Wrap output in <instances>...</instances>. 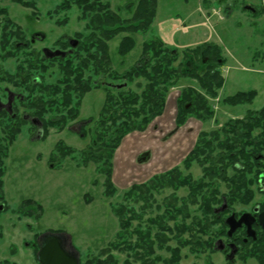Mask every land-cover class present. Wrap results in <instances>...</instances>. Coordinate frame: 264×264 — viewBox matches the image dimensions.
Returning <instances> with one entry per match:
<instances>
[{
	"label": "rangeland",
	"instance_id": "1",
	"mask_svg": "<svg viewBox=\"0 0 264 264\" xmlns=\"http://www.w3.org/2000/svg\"><path fill=\"white\" fill-rule=\"evenodd\" d=\"M102 1L110 5L112 12L118 11L123 19H128L130 14L125 6L136 0ZM59 3L60 0H0V8L14 25L12 30L7 29L9 32L18 25L23 33L27 26L24 21L26 15L32 18L38 15L41 22H47L46 13L51 15L48 25L33 27L47 33L46 44H35L25 52L21 50L19 60L23 61L30 56L29 53L39 52L42 47L55 51V42L64 37L77 41L79 45L77 37L84 38L89 33L83 30L85 24L78 21V13L75 10L59 12ZM0 21L4 27L3 19ZM122 37L119 35L108 44L111 69L118 75L133 68L143 42L152 39L160 40L178 52L202 43L218 46L223 60V66L219 68L223 82L216 98L208 99L212 118L204 123L188 119L177 126L175 116L173 124L178 129L166 140H162L159 133L146 130L126 134L112 156V179L115 170L117 184L113 179L115 193L107 196L105 174H100L99 164L87 156L93 149L96 133L99 138H115L110 130L114 127L110 121L106 119L108 122L103 127L99 125L106 92L102 88L90 89L82 98L78 118L66 127L76 129V124L88 120L89 124L77 133L67 128L59 130V126L53 125V120L48 122V119L61 116L63 111L67 113L68 108L66 110L63 105L55 110L51 97L47 95L53 87L66 91V85H61L57 58L41 64L45 66V73L42 77L39 72L34 75L42 78L41 92L47 96L44 101L46 110H41L40 117H36L47 125L44 135L41 130L35 133L30 122L21 120L22 113L27 111L35 117L38 110H24L21 106L15 123L0 115V264H38L37 240L45 233L69 236L79 255V264H260L250 256L249 247L242 249L237 246L238 251L235 250L237 253L231 259L232 250L218 251V241L226 244L227 229L217 224L211 223L209 233H197L194 220L203 222L204 218L199 204L193 205L194 201L190 200L188 187H178L173 183L168 186L167 178L164 181L150 180L176 167L180 180H200L203 167L199 163H190L188 170L182 166L199 134L216 131L227 122L244 120L247 113L254 114L264 108V0H156L153 24L145 33L132 36L135 47L124 57L117 53ZM62 49L73 55L72 60L82 54L76 48L66 46ZM4 51L0 49V54ZM2 58L4 70L13 73L16 59L6 58V55ZM112 84L120 87L122 83ZM185 86H193V83L181 79L169 90L165 98L167 111L173 103L171 96H179ZM3 88L14 91L5 80L0 81V89ZM249 91L256 94L250 104L230 106L223 103L224 99L238 92ZM165 115L168 116L167 112ZM167 118L171 120L170 115ZM190 121L196 125L190 126ZM12 124H16L17 131H2L11 128ZM261 135L260 124L252 136L260 140ZM59 145L70 148L72 153L63 157L57 150ZM217 154L218 149L207 159V168L213 166ZM259 158L264 160L263 152L257 160ZM200 161L206 162L203 158ZM104 168L107 170L106 165ZM226 174L231 178L235 172L231 168ZM220 177L209 175L204 180L212 188H204L201 192L203 197L213 190L219 196L226 193V184L219 180ZM136 179L140 183H133L139 182ZM141 184H145L143 189L126 196L132 186ZM252 191V200L248 204L232 205L231 212L241 216L264 201L257 186ZM26 201L35 204L28 205ZM36 205L41 206L39 212ZM116 209L121 212L123 224L114 213ZM141 235L145 240L138 242ZM206 242H211V246L204 249L201 245ZM148 244L152 246L150 254L145 253Z\"/></svg>",
	"mask_w": 264,
	"mask_h": 264
},
{
	"label": "trees",
	"instance_id": "2",
	"mask_svg": "<svg viewBox=\"0 0 264 264\" xmlns=\"http://www.w3.org/2000/svg\"><path fill=\"white\" fill-rule=\"evenodd\" d=\"M110 8V5L102 0H60L59 12L75 10L78 13V21L85 24L83 30L89 33L84 35V38L78 34L77 38L80 41L76 49L82 53L78 55V58L72 60V54L57 58L61 85H66L67 90L53 87L49 91L50 101L55 110L64 105L68 111L64 113L62 110L61 116L48 119V122L53 120L55 123L52 124L59 126V130L66 129V126L78 118L82 98L91 91L90 89L102 88L106 92L99 115V125L103 127L105 122L110 121L114 126L110 130L115 138H99V134L96 133L93 149L87 156L90 155L93 162L99 164L100 174H105L104 184L108 189L107 196L115 193L116 190L112 183V156L121 139L128 133L145 131L155 118L162 115L169 90L174 88L181 79L192 82L193 86H185L176 100V124L182 125L188 119L204 123L210 121L213 116L208 99L216 98L223 82L219 71V68L223 66V60L218 46L202 43L194 48L178 52L166 47L157 39L143 42L141 54L133 68L118 75L111 69L109 42L122 35L117 53L124 57L132 51L135 47L132 36L145 33L153 24L156 0H136L134 3H128L125 6L126 12L130 14L128 19H123L120 12H112ZM117 81L122 83L119 85L120 88L112 84ZM113 89L115 91L112 93ZM255 95L254 91L238 92L224 99L223 103L230 106L250 104ZM52 106L50 109L54 112ZM37 110L38 114L35 117H40L38 115L41 114V110L46 109L40 108L34 111ZM60 117L61 121H59ZM260 124L262 135L260 140H257L252 133L259 128ZM46 126L44 124L41 130L43 135ZM216 149L219 155L217 154L218 158L213 164L214 168L213 166L207 168L205 166L207 159ZM57 150L63 157L72 153L70 148L61 147V145ZM260 152L264 154V108L254 114L247 113L244 120L227 122L216 131L210 133L203 131L199 134L194 147L182 162V166L188 170L190 163H199L203 167V178L200 180L193 181L191 178L180 180L179 169L176 167L165 174L155 176L150 181L155 182L160 179L164 181L167 178L168 186L173 183L178 187H188L190 200L194 201L193 205L199 204L204 218L203 222L194 220L195 226L198 227V234L209 233L211 223L227 229L223 218L227 212L215 214L214 211L224 202L231 209L234 204H248L252 200V189L257 186V177L261 173L260 168H263V164L259 162V159L257 160ZM201 158L206 162L200 161ZM231 168L235 175L227 178L226 173ZM209 175L210 177L221 175L219 180L226 184V193L219 196V193L213 190L204 197L201 195L204 188H212L209 182H204ZM145 184L132 186L126 196L133 191L139 192ZM199 196L201 200H198ZM25 203L35 204L33 201ZM36 206L39 212L41 206ZM114 213L123 224L120 210L116 209ZM142 236L144 235L138 237V242L145 240ZM236 244L242 249L249 247L250 256L258 263L264 264V232L260 231L255 240H249L246 244L239 237ZM201 246L204 249L210 248L211 242ZM151 249V244H148L145 253L150 254Z\"/></svg>",
	"mask_w": 264,
	"mask_h": 264
},
{
	"label": "flooded vegetation",
	"instance_id": "3",
	"mask_svg": "<svg viewBox=\"0 0 264 264\" xmlns=\"http://www.w3.org/2000/svg\"><path fill=\"white\" fill-rule=\"evenodd\" d=\"M251 12H254L253 9H249ZM38 15H36L34 18L32 16H25L24 21L26 23V28L21 33L19 31V26L16 25L13 31L9 32L8 30H12L14 25L12 24L11 20H9V17L4 13V9L0 8V20L3 19L4 21V27L1 25L0 21V49H5L2 54H0V81L3 82L5 80L6 83L11 84L14 88V91L11 92L7 88L0 89V115L6 116L10 118L14 123L17 119V116L19 115L18 111L21 106H23L24 110H36L39 108H45L46 104L44 101L47 99V96H50L49 93L46 96L41 91L43 90L41 80L42 78H38L34 75V73L39 72V76H43V73H45L44 67L41 64H46V62H49L48 60L53 59H47L43 53L45 49H48L46 47H42L39 52H32L29 53L30 56H27L24 58V60H19V56L22 53L21 50H24L25 52L26 48H33L35 44H46L48 41L47 33L45 34L41 29H33L34 25H48L49 21H51V15L49 13L45 14V17L47 18V22H41L38 20ZM8 29V30H7ZM62 38V37H61ZM55 43H57V48L55 51L60 52H66L62 48L68 47L70 49V40H68L66 37L57 40ZM50 50V49H48ZM52 51V50H50ZM67 53V52H66ZM2 55H6V58H15L16 59V66L14 67L13 73H7L6 70L3 68L4 59L2 58ZM33 57V59H32ZM50 61V62H51ZM47 66V65H46ZM31 79H30V78ZM15 90L22 91L16 92ZM24 94V95H23ZM30 107V108H29ZM29 108V109H28ZM21 120L30 122L32 127L35 129L34 132L38 133L40 130L43 129V124L38 120L36 117H31L30 114L26 111L25 113L21 114ZM90 121H84L76 124V129H74L73 126H70L67 128L70 132H79L82 127L89 124ZM75 126V125H74ZM9 127V126H8ZM6 130H18L16 127V124H12L11 128H4L2 131ZM259 162L264 165V160L262 161L261 158H259ZM261 173L257 177V188L260 192V195L264 197V167L260 168ZM227 212L228 217L231 214H234L231 212V209L227 207V210L224 211ZM264 212V201L256 204L253 206V208L245 212L247 214H250L253 218V223L251 225L252 230L255 232V239L257 234L262 230V227L259 223V215ZM244 214V213H243ZM226 217V218H228ZM240 216H236V220L239 219ZM225 218V219H226ZM228 231V227H227ZM227 231H226V237H227ZM241 237V240L244 244L247 243V241L252 240L251 238L247 237L246 234V227L242 226L241 228L237 229L231 238H226V244L224 245L223 251L232 249L230 246L237 247L236 240ZM38 243V240H37ZM39 248V247H38ZM238 251V249L236 248ZM236 251V253H237ZM235 253V254H236Z\"/></svg>",
	"mask_w": 264,
	"mask_h": 264
},
{
	"label": "water",
	"instance_id": "4",
	"mask_svg": "<svg viewBox=\"0 0 264 264\" xmlns=\"http://www.w3.org/2000/svg\"><path fill=\"white\" fill-rule=\"evenodd\" d=\"M77 44V41L70 40V47L72 49H75ZM43 53L47 59L58 57L64 58L66 56V53L64 52L50 51L48 49H45ZM226 210L227 205L224 202L223 205L214 212L215 214H218L223 213ZM252 223L253 218L250 214L244 213L239 217L238 220H236L234 214H231L225 219V224L228 227L227 237L231 238L237 229L245 226L247 237L255 240V232L251 228ZM259 223L262 227V230L264 231V212L259 215ZM38 247L39 250L36 254V260L38 264H79V255L74 250L69 236L63 234L45 233L38 238ZM230 248L232 249V254L229 259L233 257L236 250L234 246H230ZM223 249L224 245L222 241H218L217 250L223 251Z\"/></svg>",
	"mask_w": 264,
	"mask_h": 264
},
{
	"label": "crops",
	"instance_id": "5",
	"mask_svg": "<svg viewBox=\"0 0 264 264\" xmlns=\"http://www.w3.org/2000/svg\"><path fill=\"white\" fill-rule=\"evenodd\" d=\"M176 96H178V95H176ZM176 96H175V94L173 96H171V97H173V103L171 105L170 110L167 111V105H164V110H163L162 115H160L159 117L155 118L149 124V126L145 129L146 131H152L155 134L159 133L162 136V140H166V138H168L170 136H173V134L176 133V131L178 129L173 124L175 116H176V106H175L176 105V103H175L176 102ZM166 112H167L168 116L169 115L171 116V120L170 121H168V118H167L168 116L165 115ZM189 123H190V126L196 125L194 121H190V122H188V124ZM187 130H188V128H187ZM195 141H194V143H195ZM194 143L191 144V147H190L189 151H191V149L193 148ZM189 151H188V153H189ZM162 171H165V170H162ZM113 175H114L113 176L114 180L113 179L112 180L115 181L114 183H116L115 170H114V174ZM136 180L139 181V182H133V183H140V180H138V179H136Z\"/></svg>",
	"mask_w": 264,
	"mask_h": 264
}]
</instances>
